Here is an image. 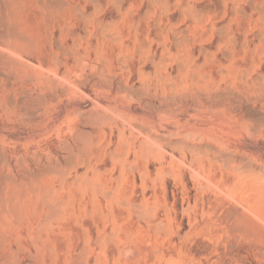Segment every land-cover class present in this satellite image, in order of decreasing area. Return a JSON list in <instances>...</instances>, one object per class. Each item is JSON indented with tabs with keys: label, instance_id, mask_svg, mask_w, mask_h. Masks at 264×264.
<instances>
[{
	"label": "rangeland",
	"instance_id": "1",
	"mask_svg": "<svg viewBox=\"0 0 264 264\" xmlns=\"http://www.w3.org/2000/svg\"><path fill=\"white\" fill-rule=\"evenodd\" d=\"M2 1L0 19L3 16L8 21L4 27L1 19V32L7 30L8 23L13 26L18 20L17 30L23 28L21 34L28 39L38 36L29 42L35 47L39 42L41 45L29 49V44L0 37V56L7 55L0 60V170L7 172L8 163L16 169L17 158H21L20 167L25 165L29 170L43 163L56 164L54 173L66 179L56 176L54 184L59 186L60 180L65 181L68 204L61 222L49 232H38L31 219L30 229L26 220L16 227L2 228L0 264H264V89L255 85L264 83V40L260 38L264 37V0H96L98 8L95 0H63L66 2L60 5V14L56 10L60 8L58 0H48L56 2L57 8L47 0V4L45 0ZM18 1L24 8L19 6L21 12ZM48 5L53 7L49 9ZM71 5L81 14L90 15L83 21L87 28L81 22L83 15L78 17L80 14ZM250 5L263 11L257 7L250 10ZM49 12L53 13L49 17L51 26L47 21ZM7 13L16 20L12 21ZM107 23L112 25L107 27ZM94 24L96 29L91 27ZM102 25L117 36L119 43L113 41L115 46L112 44L110 49L120 53L122 59L113 56L108 45L114 38L108 31L104 35L109 41L103 38L101 33L106 29ZM84 27L86 39L81 38ZM98 27H103V32ZM91 28L97 36L101 32L103 39L94 36ZM71 37L80 43L79 47L73 45V51L81 48L76 53L85 65L90 59L93 66H100L101 59L102 65H107L94 69L91 63L87 67L79 64L73 58L77 54L64 52L74 42ZM10 40L19 46L14 47ZM57 43L65 46H61L63 50ZM97 43L101 45L98 51ZM92 45L96 48H90ZM18 47L27 52L20 53ZM61 51L67 53L66 57ZM52 54L55 60L64 59L57 65L58 59L55 61ZM12 56L21 64H29L26 67L17 61L16 66L21 67L11 68ZM117 57L124 66L116 62ZM7 58L13 61H9L10 67L7 60L4 62ZM74 61L79 65L75 66ZM247 69L251 71L248 77ZM101 71L108 77L116 74L115 80L111 78L112 85L110 80L109 85L105 83L112 88L107 89L104 80L97 81V76L102 78ZM91 72L97 75L92 77ZM189 73L194 75L193 80ZM228 88L232 90L229 93H237L225 95ZM219 94L224 99L227 96V101ZM238 94L240 98H236ZM23 98L28 104L24 103V108L29 107L24 118V114L20 117ZM221 98L227 105L220 103ZM231 104L234 106L230 108ZM35 108L39 110L36 114ZM30 109L33 112L29 114L35 115L29 116ZM36 231L39 236L35 237ZM45 233H49V242L56 249L53 259L48 251L34 249L40 236L47 238ZM14 235L28 249L19 251ZM29 238L37 242L31 243ZM11 246L17 253L9 258Z\"/></svg>",
	"mask_w": 264,
	"mask_h": 264
},
{
	"label": "bare ground",
	"instance_id": "2",
	"mask_svg": "<svg viewBox=\"0 0 264 264\" xmlns=\"http://www.w3.org/2000/svg\"><path fill=\"white\" fill-rule=\"evenodd\" d=\"M1 1H2V0H1ZM5 1H6V0H5ZM5 1H4V2H5ZM7 1H8V0H7ZM11 1H13V0H11ZM16 1H17V0H16ZM19 1H20V0H19ZM19 1H18V2H19ZM24 1H25V0H24ZM40 1H41V3H43V2H42L43 0H39V3H40ZM45 1H46V0H45ZM47 1H48V0H47ZM47 1H46V3H45V2H44V3H45V4H47L48 2L51 3V1H48V2H47ZM54 1H56V0H54ZM54 1H53V4L55 3V4H54V5H55L54 8H55V7L57 8L58 3H59V7H60L61 4H63L64 2H66V1H63V0H62L63 2L60 3L61 1L58 0L57 5H56V2H54ZM69 1H71V0H69ZM83 1H84V0H83ZM86 1H87V0H86ZM88 1H90V0H88ZM93 1H94V0H93ZM109 1H110V0H109ZM262 1H263V0H260L261 3H263ZM2 2H3V1H2ZM4 2H3V3H4ZM14 2H15V1H14ZM36 2H37V1H36ZM36 2H35V4H36ZM77 2H78V0L73 1V3H77ZM91 2H92V1H91ZM94 2H95V4H96L97 1L95 0ZM94 2H92V3H94ZM236 2H238V1H235V3H236ZM255 2H256V1H255ZM255 2H254V5H255ZM6 3H7V2H6ZM9 3H11V2L9 1ZM9 3H7V5H9V7H10V4H9ZM15 3H16V2H15ZM29 3H30V2H29ZM39 3H38V5L36 4V6H39V5H40ZM50 3H49V5H53L52 3H51V4H50ZM67 3H68V2H67ZM67 3H65V4H67ZM81 3H82V2H81ZM1 4H2V3H1ZM26 4H27V3H26ZM45 4H44V5H45ZM84 4H85V3H84ZM84 4H83V6H84ZM236 4H237V3H236ZM250 4H251V2H250ZM258 4H259V3H258ZM7 5H6V6H7ZM12 5H13V4H12ZM12 5H11V6H12ZM16 5H17V8H18L19 6L23 8V6L20 5V2L17 3ZM44 5L42 4V7H44ZM49 5H48V7H50ZM63 5H64V4H63ZM69 5H70V4H69ZM69 5L67 4V6H69ZM79 5H80L79 7L81 8L82 6H81L80 3H79ZM98 5H100L99 2H97V4H96L95 6L98 8V7H99ZM252 5H253V4H252ZM252 5H250V7H249V8H251L250 10H252L253 7H255V8L257 7V5L251 7ZM263 5H264V4H263ZM0 6H1V5H0ZM13 6H14V5H13ZM36 6H35V7H36ZM64 6H65V5H64ZM64 6H62V7L65 9ZM71 6H72V5H71ZM93 6H94V5H93ZM4 7H5V6H4ZM7 7H8V6H7ZM7 7H5V8H7ZM20 7H19V8H20ZM45 7H47V6H45ZM45 7H44V8H45ZM52 7H53V6H52ZM52 7H50L49 9H51ZM96 7H95V9H97ZM22 8L19 9L20 12H21V9H22ZM38 8H39V7H38ZM54 8H53V9H54ZM67 8H68V7H67ZM67 8H66V9H67ZM76 8H77V7H75V9H73V6H72V9H73V10H77ZM239 8H240V7H239ZM239 8H238V9H239ZM255 8H254L253 10H255ZM260 8H261V7H259V8L257 7L256 9L259 10ZM0 9H1V12H2L3 9H2L1 7H0ZM15 9H16V7L14 8V11H15ZM23 9H24V8H23ZM23 9H22V10H23ZM39 9H40V8H39ZM59 9H61V7H60V8H57L56 10H59ZM6 10H8V9H6ZM46 10H47V9H46ZM62 10H63V9H62ZM78 10H79V9H78ZM78 10H77V14H78V15L80 14V15H79V16L76 15V17H77V16L80 17V16L83 15L82 17H84V19H82L81 22H83L84 20L86 21L85 18L87 17V19H88L90 15H88V14L86 15V13L84 14V12H83V14H81L80 11H78ZM82 10H83V9H82ZM82 10H81V11H82ZM240 10H241V9L238 10L240 13L243 12L242 10H241V11H240ZM261 10L263 11V9H260V11H261ZM8 11H10V9H9ZM8 11H7V12H8ZM11 11H12V10H11ZM11 11H10V13H13V12H14V11H13V12H11ZM19 11H18V9H17V13H18ZM39 11H40V10H39ZM65 11H67V10H65ZM71 11H72V10H71ZM260 11H259V13H260ZM41 12H43L42 9H41ZM74 12H75V11H72V13H74ZM252 12H253V11H252ZM257 12H258V11H257ZM39 13H40V12H39ZM243 13H244V12H243ZM259 13H258V14H259ZM2 14H4V13H1V15H2ZM14 14H16V13H14ZM41 14H42V13H41ZM45 14H46V13H45ZM45 14L43 13L42 15H45ZM49 14H50V12H49ZM55 14H56V13H55ZM58 14H60V10H59ZM64 14H65V12H64ZM64 14H62V15H64ZM66 14H67V12H66ZM8 15H9V14L7 13V16H8ZM51 15H53V13L50 14V16H48V14H47V16H48V20H47V21H50V22H51V23L49 22V23H50V26H51V24H52V20L49 19V17H50V18L52 17ZM246 15H247V13H246V14L244 13V16H246ZM12 16H13V14H12ZM12 16L9 15V18H10V17L13 18ZM56 16H57V15H56ZM56 16H55V17H56ZM64 16H65V15H64ZM64 16H63V17H64ZM71 16H72V15H71ZM260 16H261V15H260ZM260 16H259V19L261 18ZM262 16H263V15H262ZM5 17H6V16H5ZM17 17H18V16H17ZM43 17H44V16H43ZM72 17H73V16H72ZM91 17H92V16H91ZM2 18H3V16L1 17V19H2ZM11 18H10V19H11ZM40 18H41V20H43L42 17H40ZM46 18H47V17H46ZM46 18H44V21H46V20H45ZM66 18H67V17H65V19H66ZM68 18H69V17H68ZM93 18H94V17H93ZM93 18H92V19H93ZM1 19H0V23H1ZM14 19H15V17H14ZM14 19H11V20L13 21ZM54 19L56 20L57 18H54ZM75 19H76V18H75ZM77 19H78V18H77ZM80 19H81V18H80ZM6 20H7V18H3V19H2V23H3L4 25L7 24ZM15 20H16V19H15ZM71 20H73V19L71 18ZM89 20H90V19H89ZM94 20H95V18H94ZM96 20H97V19H96ZM96 20H95V21H96ZM98 20H99V19H98ZM156 20H157V19H156ZM7 21H8V20H7ZM16 21L18 22V20H16ZM16 21H15V22H16ZM44 21H43V23H44ZM64 21H65V20H64ZM95 21H94V22H95ZM157 21H159V19H158ZM9 22H11V21H9ZM17 22H16V23H17ZM54 22H56V21H54ZM57 22H58V20H57ZM70 22H71L72 25H73V21H70ZM75 22H76V21H75ZM78 22H79V21H78ZM91 22H93V20H91ZM99 22H100V21H99ZM2 23H1V24H2ZM16 23H15V25H13V26L10 25L11 23H8V27L5 28V29H7V30H3L2 32H1V29H0V34H1L0 37H3V38H5V39H8V38H9V39L15 40L17 43H21V42H22L23 45H24V43L27 44V45L29 44L28 48H29V49H32V48H30V46L32 47V45L34 46V44L32 43V41L29 42V39H30V38H29V39H28V37L25 38V36H27V35L24 36V35H23V32H22V34H21V31L23 30V28H22L21 31H20L19 29L17 30L18 26H20V25H18V24H16ZM66 23H67V22H66ZM83 23H84V25L86 26V24H85L86 22H83ZM89 23H90V22H89ZM89 23H88V25H89ZM1 24H0V25H1ZM3 24H2V26H3ZM12 24H14V22H13ZM19 24H20V23H19ZM63 24H65V23H63ZM90 24H92V23H90ZM96 24H97V23H96ZM107 24H108V23H107ZM157 24H158V23L155 22V25H156V26H157ZM17 25H18V26H17ZM34 25H35V24H34ZM72 25H71L70 23H68L67 26L69 27V26H72ZM74 25H75V24H74ZM111 25H112V24H110V25L108 24V26H107V25H105V26L109 27V26H111ZM15 26H17V28H16ZM50 26H49V27H50ZM58 26H59V25H58ZM58 26H57V23H56V27H58ZM62 26H64V25H62ZM82 26H83V25H82ZM102 26L104 27V25H102ZM4 27H6V25H5ZM49 27L47 26L46 28L48 29ZM75 27H76V25H75ZM75 27H74V28H75ZM88 27H89V26H88ZM91 27L96 29L95 24H94V27H93L92 25H91ZM103 27H101V29H104V28H105V27H104V28H103ZM28 28H29V26H28ZM33 28L35 29V27H33ZM46 28L44 29V31L46 30ZM51 28H52V27H50L49 30H52ZM71 28H73V26H72ZM86 28H87V26H86ZM86 28H85V27H84V29L82 28V30H83V32H84V35H83V37H82V36H81L82 34H81V35H80L81 38H84V36L86 35V33H85V29H86ZM92 28H91V31H93ZM114 28H115V27H114ZM156 28H157V27H156ZM20 29H21V28H20ZM29 29H30V28H29ZM54 29H55V27H54ZM54 29H53V30H54ZM60 29L62 30V27L59 28L58 30H60ZM68 29H70V28H68ZM101 29H100V27H98V30L102 31ZM105 29H106V30H104V33H101V32H100V33L103 35V38H104V36H105L106 39L108 40L107 36L104 35V34H107L105 31H108V30H107V28H105ZM61 30H60V32H61ZM66 30H67V29H66ZM66 30L63 29V31H66ZM110 30H112V29H110ZM114 30H115V29H114ZM19 31H20V32H19ZM23 31H25V30H23ZM32 31H33V29H32ZM32 31H31V32H32ZM70 31H72V30H70ZM91 31H89V32H91ZM158 31H160V30L157 29V33H158ZM45 32H46V34H47L48 31H45ZM54 32H55V31H54ZM54 32H53V33H54ZM60 32H58V35L61 37V35L59 34ZM87 32H88V31H87ZM102 32H103V31H102ZM147 32H148V29H147ZM147 32H146V33H147ZM26 33H27V32H26ZM26 33H24V34H26ZM32 33H33V32H32ZM65 33H66V32H65ZM67 33H68V31H67ZM71 33H72V32H70V34H71ZM75 33H76V32H75ZM75 33H73V34H75ZM93 33H94V31H93ZM93 33H92V34H93ZM100 33H99V35H100ZM159 33H160V32H159ZM27 34H28V33H27ZM36 34H37V32H36ZM73 34H72V35H73ZM87 34H88V33H87ZM92 34L90 33V35H92ZM108 34H111L110 31H108ZM112 34H113V33H112ZM112 34H111V35H112ZM260 34H261V33H260ZM263 34H264V33H263ZM48 35H49V33H48ZM48 35H46V36H48ZM64 35H65V34H64ZM76 35H79V34H76ZM90 35H89V36H90ZM93 35L95 36V35H96V32H95ZM99 35H98V36L96 35V36L99 37V38L101 39L102 37H100ZM111 35H110V37H113V36H114V35H112V36H111ZM230 35H231V34H230ZM52 36H53V35H52ZM59 36H58V37H59ZM65 36H66V35H65ZM67 36H68V35H67ZM73 36H74V35H73ZM73 36H72V37H73ZM258 36H259V35H258ZM35 37H38V36H34V37H33L34 40H35ZM49 37H50V38H49ZM49 37H47V39L49 38L48 41H50L51 38H52L51 36H49ZM60 37H59V39H58L59 42H60V40L62 39V38H60ZM69 37H70V35H69ZM72 37H71V39H70L72 42L74 41L73 43L71 42L72 44H70L72 47L69 45V47H67V48L64 49V52H65V50H66L68 53L71 51V52H70V55H71V54H75V55L77 54V56L74 55L75 57H73V58H74V60H75V59H76V60H79V59L82 58V57H81L80 55H78V53H76V52H78V50L81 49V48H77L78 50L76 49L77 51L75 52V51H73V45H76L75 43H77L78 41L80 42L81 40H80V38H78L79 36H76V40L78 39V41H75V39L72 40V39H73ZM86 37H88V35H86ZM86 37H85L84 39H86ZM90 37H91V36H90ZM97 37H96V38H97ZM108 37H109V36H108ZM110 37H109V38H110ZM256 37H257V35H256ZM3 38H2V39H3ZM33 38H32V39H33ZM63 38H64V37H63ZM67 38H68V37H67ZM103 38H102V39H103ZM113 38H114L115 40L112 39V38L109 39V40H112V41H110V42H112L111 45L109 46V45L107 44L108 47H109V49L111 48L112 44L114 43L113 41H116V39H118L116 35H115V37H113ZM257 38H259V37H257ZM260 38H263V40H264V37H260ZM260 38H259V39H260ZM27 39H28V40H27ZM32 39H30V40H32ZM38 39H39V37H38ZM55 39H56V38H55ZM90 39H91V38H90ZM100 39H98V40L96 39V40H97V41H100ZM230 39H231V38H230ZM12 40H10V41H11V44H12V43L14 44L15 41H12ZM56 40H57V39H56ZM66 40H67V39H66ZM109 40H108V41H109ZM119 40H120V39H119ZM119 40H118V41H119ZM232 40H233V39H232ZM263 40H262V42H263ZM36 41H37V40H36ZM38 41H39V40H38ZM58 41H57V42H58ZM61 41H62V40H61ZM82 41H83V40H82ZM120 41H121V40H120ZM3 42H4V40H3ZM5 42H6V41H5ZM59 42H58V43H59ZM63 42H64V41H62V43H63ZM79 42H78V43H79ZM233 42L236 43V41H233ZM242 42H243V44L245 43L243 40H242ZM262 42H261V43H262ZM6 43H7V42H6ZM31 43H32V44H31ZM35 43H36V42H35ZM40 43H41V42H39L38 45H39ZM48 43H49V42H48ZM58 43L56 44V46H57V45L59 46L60 43H59V44H58ZM65 43H66V42H65ZM78 43H77V45H76L77 47L80 46V43H79V46H78ZM101 43H102V42H101ZM101 43H100V44H101ZM104 43H105V42H104ZM116 43L118 44L119 42L116 41ZM149 43H150V42H149ZM7 44H8V43H7ZM95 44H96V41H95ZM241 44H242V43H241ZM241 44H240V45H241ZM243 44H242V45H243ZM253 44H254V43H253ZM253 44H252V45H253ZM262 44H264V43H262ZM17 45H18V44H17ZM17 45L14 44V47H15V46L17 47ZM27 45H25V47H26ZM36 45H37V43H36ZM38 45H37V46H38ZM40 45H41V44H40ZM52 45H53V44H52ZM54 45H55V43H54ZM62 45H63V44H62ZM62 45L59 46V47H60V50H63V48L65 47V46L63 47ZM113 45H114V44H113ZM18 46H19V45H18ZM37 46H36V47L34 46V47L37 48ZM44 46H45V45H44ZM61 46H62L63 48H62ZM66 46H67V45H66ZM86 46H87V44H86ZM95 46L98 48L97 51L100 50L99 47L101 48V45H99V44L97 43V45H95ZM95 46H94V48H93V45H92L90 48L95 49V48H96ZM98 46H99V47H98ZM114 46H115V45H114ZM147 46H148V45H147ZM262 46H263V45H262ZM14 47H13V48H14ZM25 47H24V48H25ZM34 47H33V48H34ZM48 47H50V44L48 45ZM59 47H58V48H59ZM82 47H83V46H82ZM117 47H118L119 50H120V47H119V46H117ZM123 47H124V46H123ZM125 47L128 48V46H125ZM244 47H245V45H244ZM11 48H12V46H11ZM13 48H12V49H13ZM18 48H19V47H18ZM18 48L15 49L16 52L18 53V55H19V52H18V51H20V53H22L21 51H26V48H25V50H23V47H20L22 50H20V48H19V50L17 51ZM35 48H34V50H35ZM38 48H39V46H38ZM38 48H37V49H38ZM61 48H62V49H61ZM71 48H72V49H71ZM75 48H76V47H74V49H75ZM83 48H85V45H84ZM83 48H82V50H83ZM90 48H89V49H90ZM103 48H104V47H103ZM118 48H117V49H118ZM127 48H126L125 50H128ZM130 48H131V47H130ZM148 48H149V46H148ZM29 49H28V52H30ZM51 49H52V47H51ZM51 49H50V50H51ZM55 49H57V48H55ZM70 49H71V50H70ZM112 49H113V48H112ZM232 49H233V48H232ZM253 49H254V48H253ZM253 49H251V51H250V53L252 52V54H253V51H252ZM262 49H263V47H261V50H262ZM34 50H33V51H34ZM57 50H59V49H57ZM60 50H59V51H60ZM91 50H92V49H91ZM91 50H90V51H91ZM110 50H111V49H110ZM240 50H241V49H240ZM261 50H260V52H259L260 55H261V52H262ZM33 51H31V52H33ZM35 51H36V50H35ZM86 51H88V49H86ZM104 51H105V50H104ZM111 51H113V50H111ZM111 51H109V52H111ZM26 52H27V51H26ZM51 52H52V50H51ZM54 52H55V51H54ZM64 52L61 51V53H64ZM72 52H75V53H72ZM79 52H80V51H79ZM83 52H84V50H83ZM91 52H92V51H91ZM116 52H117V51H116ZM116 52L113 51V54L115 53L113 56L120 54V53H117V54H116ZM118 52H119V51H118ZM17 53H14V54L17 55ZM23 53H24V52H23ZM34 53H35V52H34ZM85 53H86V52H84L83 54H85ZM98 53H99V52H98ZM225 53H226V54H224V55H227L228 51H227V52L225 51ZM232 53H233V52H232ZM238 53H239V52H238ZM49 54H50V53H49ZM53 54H55V53H53ZM53 54H52V58L54 57ZM56 54H57V53H56ZM66 54H67V53H66ZM66 54L64 53V54H62V55H63V56L65 55V57H66ZM88 54H89V51H88ZM93 54H95V56H97V54H96L95 52H94ZM106 54H107V52H106ZM106 54H105V55H106ZM109 54L111 55V53H109ZM123 54H124V53H123ZM152 54H153V52H152ZM240 54H241V53H240ZM1 55H2V54H1ZM4 55H5V56H4ZM18 55L15 56V57H18ZM30 55H31V53H30ZM34 55H35V54H34ZM34 55H33V56H34ZM62 55L60 54V56H62ZM8 56H9V55H8ZM31 56H32V55H31ZM50 56H51V55H50ZM60 56H59V57H60ZM63 56H62V58H60V59H64ZM72 56H73V55H72ZM82 56H83V55H82ZM93 56H94V55H93ZM118 56H119V58L122 59V55H121V57H120V55H118ZM125 56H126V55H124V58H125V60H127V56H126V57H125ZM152 56L155 57V55H151L150 57H152ZM231 56H232V55H231ZM257 56H258V55H257ZM1 57H2V56H0V58H1ZM3 57L5 58V57H7V55H6V54H3ZM3 57H2V58H3ZM12 57H13V56H12ZM15 57H13V61H14L15 64L12 63L13 61L10 60V59H12L11 56H10V59H9V60H8V58H7V59L4 60V62L7 60L8 63L5 62L6 64H8L7 66H9V65L12 63V64H11V68H13V67H17V66H19V65H24V66L27 67V65L29 64V63L27 64V62H26L27 65H26V64H21L20 60H19V59H16ZM23 57H24V56H23ZM25 57H26V56H25ZM29 57H30V56H29ZM83 57H85V55H84ZM98 57H100V59H101V56L98 55ZM105 57H106V56H105ZM107 57H108V55H107ZM225 57H227V56H225ZM235 57H236V55H235ZM2 58H1L0 60H2ZM19 58H20V57H19ZM21 58H22V57H21ZM52 58L50 57V61H51L52 63H54V61H53ZM96 58H97V57L94 58V61H95ZM103 58H104V57H103ZM111 58H112V57H111ZM119 58H118V57L116 58V59H118L116 62L119 61V62H120V65H121L122 62L120 61ZM128 58H129V57H128ZM190 58H191V57H190ZM250 58H251V57H250ZM261 58H262V57H261ZM261 58H260V59H261ZM26 59H27V58H26ZM30 59H31V58H30ZM38 59H39V58H38ZM51 59H52V60H51ZM57 59H58V57H57ZM57 59H56V60H57ZM60 59L57 60L58 62H55V63H57V65H58ZM67 59H68V58H67ZM83 59H84V58H83ZM83 59H82V60H83ZM87 59H88V58H87ZM92 59H93V58H92ZM98 59H99V58H98ZM98 59H97V60H98ZM188 59H189V58H188ZM233 59H234V57H233ZM262 59H264V58H262ZM24 60H25V59H24ZM28 60H29V59H28ZM46 60H47V59H46ZM48 60H49V59H48ZM54 60H55V57H54ZM56 60H55V61H56ZM65 60H66V59H65ZM111 60H112V59H111ZM114 60H115V59H114ZM123 60H124V59H123ZM123 60H122V61H123ZM125 60H124V61H125ZM151 60H152V59H151ZM231 60H232V59H231ZM256 60H258V58H257ZM9 61H10L11 63H9ZM17 61H19L20 63H18ZM44 61H45V60H44ZM60 61H62V60H60ZM63 61H64V60H63ZM87 61H88V60H87ZM87 61H86V63H87ZM90 61H92V60L90 59ZM90 61H88V63H87V64H89V66H90V63H91ZM102 61H103L102 59H101V61L98 60L100 66H97V65L93 66V65H92L93 63H91V67H92V68L94 67V69H95L96 66H97V68H98V67H101V66H103L104 64H106V62H105V63L103 62L104 64L102 65V63H101ZM104 61H105V60H104ZM124 61H123V62H124ZM250 61H251V60H250ZM263 61H264V60H263ZM4 62H3V63H4ZM16 62H17V64H19V65L16 66ZM28 62H29V61H28ZM39 62H40V61H39ZM39 62H38V63H39ZM65 62H66V61H65ZM67 62H68V61H67ZM74 62H76V65H75V66H78L79 64L83 63V64H81V65H82V66L84 65V66L87 67V64H86V65L84 64L85 60H84V62L79 60L78 62H80V63H79L78 65H77V61H74ZM95 62H96V61H95ZM95 62H94V64H96ZM110 62H111V61H110ZM125 62H128V61H125ZM186 62H187V61H186ZM251 62H252V61H251ZM0 63H2V62L0 61ZM23 63H24V62H23ZM61 63L64 64V62H61ZM61 63H60V64H61ZM100 63H101V64H100ZM188 63H189V62H187V64H188ZM194 63H195V62H194ZM217 63H218V62H217ZM220 63H221V62H220ZM236 63H237V62H236ZM240 63H241V62H240ZM31 64H33V63H31ZM31 64H30V67H31ZM68 64H69V63H68ZM68 64H67V65H68ZM97 64H98V63H97ZM108 64H109V63H108ZM112 64H113V61H112ZM116 64H117V63H116ZM185 64H186V63H185ZM185 64H184V65H185ZM14 65H15V66H14ZM40 65H42V64L40 63ZM65 65H66V63H65ZM70 65H71V64H70ZM70 65H69V66H70ZM72 65H74V64H72ZM72 65H71V66H72ZM106 65H107V64H106ZM117 65H118V64H117ZM194 65H195V64H194ZM194 65H192V66H194ZM250 65H252V64H250ZM12 66H13V67H12ZM60 66H61V65H60ZM112 66H114V65H112ZM112 66H111V67H112ZM121 66H124V64H122ZM192 66H191V67L189 66V68H192ZM195 66H199V65L197 64V65H195ZM224 66H225V65H224ZM9 67H10V66H9ZM20 67H21V66H19V68H20ZM22 67H23V66H22ZM26 67H24V68H26ZM32 67H33V66H32ZM58 67H59V66H58ZM91 67H90V68H91ZM114 67H115V66H114ZM116 67H117V66H116ZM118 67H120V66H118ZM125 67H127L126 64H125ZM185 67H186V66H185ZM185 67L183 66L184 69H185ZM219 67H220V66H219ZM219 67H218V68H219ZM28 68H29V67H28ZM66 68H67V70L69 69L68 67H66ZM66 68H64V69L66 70ZM107 68H108V67H107ZM107 68H106V69H107ZM109 68H110V67H109ZM120 68H122V67H120ZM196 68H197V67H196ZM235 68H236V67H235ZM247 68L249 69V68H252V67H251V66H248ZM15 69H18V67L15 68ZM94 69H93V70H94ZM103 69H104V68H102V70H103ZM239 69H240V68H239ZM248 69H247V73L244 72L245 75H247V77H248V73L251 74V71H250V70L248 71ZM20 70H21V69H20ZM22 70H23V69H22ZM67 70H66V71H67ZM91 70H92V69H91ZM100 70H101V69H100ZM109 70H110V69H109ZM218 70H219V69H218ZM221 70H222V69H221ZM242 70H243V69H242ZM63 71H64V70H63ZM95 71L100 73V71H97V69H96ZM104 71H105V70H104ZM104 71H103V73H107V72H108L107 70H106L105 72H104ZM184 71H185V70H184ZM222 71H223V70H222ZM222 71H221V72H222ZM240 71H241V70H240ZM240 71H239V72H240ZM244 71H245V70H244ZM25 72H26V71H25ZM64 72H65V71H64ZM96 72H95L94 75H97ZM110 72H111V70H110ZM223 72H224V71H223ZM65 73L67 74V72H65ZM92 73H94V72H91V73H90L91 76L93 77L94 75H92ZM99 73H98V74H99ZM103 73H102V71H101V77H102L101 79H99V78H100V75L97 76V77H98L97 81L100 80V82H101L102 80H104V81H103L104 84H105V83H108V85H109V83L111 82V85H112V84H113V83H112L113 81H111V78L114 79V77L116 76V74H115L116 72L114 73V74H115L114 77H108V76H110V75L107 76L106 74L104 75ZM111 73H113V72H111ZM219 73H220V70H219ZM241 73H242V72H241ZM156 74H158V73H156ZM190 74H191V73H189V76H190ZM221 74H222V73H221ZM224 74L226 75V73H224ZM232 74L234 75V73H232ZM25 75H26V74H25ZM103 75H104V76H107V79L109 78V79L107 80L108 82H106V78L103 77ZM182 75H183V73H182ZM192 75H193V74H191V76H190L191 79L194 77V75H193V76H192ZM201 75H203V74H201ZM242 75L244 76V74H242ZM242 75H241V77H242ZM254 75H255V74H254ZM254 75H253V76H254ZM257 75H259V74L256 73V77H257ZM26 76H27V75H26ZM111 76H113V75H111ZM198 76H199V75H198ZM204 76H205V75H203V77H204ZM218 76H219V74H218ZM220 76H221V75H220ZM220 76L218 77V80H219ZM237 76H239V75H237ZM161 77H162V76H161ZM200 77H201V76H200ZM206 77H207V76H206ZM233 77H234V76H233ZM261 77H262V76H260V79H261ZM104 78H105V79H104ZM115 78H116V77H115ZM157 78H158V77H157ZM182 78H183V77H182ZM201 78H202V77H201ZM204 78H205V77H204ZM215 78H216V77H215ZM215 78H214V79H215ZM238 78H239V77H238ZM253 78H254V77H253ZM253 78L251 77V80H253ZM46 79L49 80L48 77H47ZM113 79H112V80H113ZM155 79H156V78H155ZM161 79H162V80H161ZM194 79H195V78H194ZM214 79H213V80H214ZM241 79H242V78H241ZM260 79H259V81H260ZM53 80H54V79H53ZM53 80L50 79V81H53ZM109 80H110V82H109ZM114 80H115V79H114ZM158 80H159V78H158ZM160 80L163 81V77L160 78ZM192 80H193V79H192ZM192 80H191V82H193ZM195 80H196V79H195ZM195 80H194V81H195ZM211 80H212V79H211ZM233 80H234V78H233ZM233 80H232V81H233ZM263 80H264V76H263ZM263 80H262V81H263ZM44 81H45V80H44ZM46 81H47V80H46ZM46 81H45V83H46ZM156 81H157V80H156ZM201 81H202V80H200L198 83H200ZM227 81H228V80H227ZM255 81H256V80H253L254 83H255ZM217 82H218V81H217ZM219 82H220V81H219ZM245 82H246V81H245ZM247 82L249 83V81H247ZM253 82H252V83H253ZM260 82H261V81H260ZM263 82H264V81H263ZM47 83H48V82H47ZM47 83H46V84H47ZM49 83H51V82H49ZM53 83H54V81H53ZM53 83H52V84H53ZM96 83H97V82H96ZM114 83H115V82H114ZM158 83H159V82H157V84H158ZM182 83H183V81H182ZM207 83H208V82H207ZM213 83H214V82H213ZM238 83H239V82H238ZM52 84H51V85H52ZM161 84H162V82H161ZM161 84H160V86H161ZM193 84H195V83H193ZM215 84H216V83H215ZM217 84H218V83H217ZM239 84L241 85L242 83H239ZM239 84H238V85H239ZM249 84H250V83H249ZM259 84H260V83H259ZM259 84H255V85H258V87H261V88L263 87V89H264V83H263V86H262V85L259 86ZM48 85H49V84H48ZM100 85H101V83H99V86H100ZM108 85L105 84V86L107 87V89H109V87H111V85H110L109 87H108ZM162 85H163V84H162ZM190 85H191V84H190ZM195 85H196V84H195ZM206 85H207V84H206ZM227 85H228V87H229V85H231V82H228ZM240 85H239V86H240ZM242 85H243V84H242ZM244 85L246 86V84H244ZM46 86H47V85H46ZM49 86H50V85H49ZM191 86H192V85H191ZM193 86H194V85H193ZM252 86H253V84H252ZM117 87H118L117 89H119V90L121 89V88H119L118 85H117ZM120 87H122V86H120ZM241 87H242V86H241ZM247 87H248V86H247ZM253 87H254V86H253ZM111 88H112V87H111ZM111 88H110V89H111ZM193 88H194V87H193ZM243 88H246V87H242V89H243ZM230 89H231V88H230ZM230 89L228 88V90H226V91H228V94H225V93H224V94L227 95V96H228L229 94L231 95L232 93L234 94L235 91H233L232 93H229V91H232V90H230ZM240 89H241V88H240ZM256 89H257V88H256ZM263 89H262V90H263ZM243 90H244V89H243ZM262 90H261V91H262ZM117 91H118V90H117ZM226 91H224V92H226ZM243 92H244V91H243ZM251 92H252V91H251ZM255 92H256V91H255ZM220 93H221V92H220ZM226 93H227V92H226ZM236 93H237V92H236ZM236 93H235V94H236ZM247 93H248V92H246V95L249 94V93H248V94H247ZM261 93H262V92H261ZM261 93H260V94H261ZM221 94H223V92H222ZM221 94H219V95H221ZM233 94H232V95H233ZM235 94H234V95H235ZM255 94H256V93H255ZM262 94H264V93H262ZM219 95H218V100H217L218 102H219ZM225 95H224V97H225ZM238 95H239V97H236V96H235V97H236V98H240V94H238ZM238 95H237V96H238ZM252 95H253V93H252ZM39 96H40V95H39ZM222 96H223V95H221V97H222ZM227 96H226L225 99H227ZM250 96H251V95H250ZM259 96H260V95H259ZM37 98H38V97H37ZM222 98H223V97H222ZM222 98L220 99V103H226L225 101H227V100H225V99L223 98V99L225 100V101H224ZM236 98H235V99H236ZM259 98H261V96H260ZM21 99H22V98H20L19 100H21ZM229 99H230V97H229ZM241 99H242V98H241ZM19 100H18V102H19ZM24 100H25V99L23 98V104H22L23 107H22V108H23L24 110L19 108L20 111H21V110L23 111V112H21V114L19 113V114L21 115V116L19 115L20 117H22V114H24L25 109H27V108L29 109V107L24 108V106L26 107V105H28V104L25 103ZM209 100H210V102H211L212 98H211V99L209 98ZM222 100H223V102H222ZM231 100H232V99H231ZM239 100H240V99H238V101H239ZM246 100H247V99H246ZM258 100H260V99H258ZM213 101H214V100H212V102H213ZM233 101H235V100H233ZM236 101H237V99H236ZM240 101H241V100H240ZM240 101H239V102H240ZM24 103H25L26 105H25ZM20 104H21V103H20ZM20 104H19V105H20ZM233 104H235V103H233ZM19 105H18V106H19ZM225 105H227V103H226ZM237 105H238V104H237ZM231 106H234V105L231 104V105H230V108H231ZM235 106H236V104H235ZM19 107H21V106H19ZM31 108H32V107H31ZM233 108H235V107H233ZM35 109H36V108H35ZM37 109H38V108H37ZM37 109H36V111H35V114H36L37 111H39V110H37ZM39 109H40V108H39ZM32 110L34 111L33 108H32ZM232 110H233V109H232ZM27 111H28V110H27ZM27 111H25V112H26V113H25L26 115H27ZM30 111H31V109L29 110L28 114L30 113ZM33 111H31V112H33ZM40 112H41V110H40ZM25 114H24V115H25ZM35 114H34V113H31V115L29 114V116H32V115H35ZM24 115H23V118L26 117V115H25V116H24ZM27 116H28V115H27ZM37 116H38V115H37ZM38 117H39V116H38ZM30 118H31V117H30ZM32 118H34V116H33ZM32 118H31L29 121H31ZM35 118H36V116H35ZM27 119H28V118H27ZM20 120H21V119H20ZM23 120H25V119H23ZM27 121H28V120H27ZM27 121H25V122L27 123ZM33 122H34V121H33ZM22 123H23V122H22ZM35 123H36V121H35ZM27 124H28V123H27ZM20 159H21V158H20ZM20 159H19V160H20ZM37 159H39V158H37ZM7 160H8V159H7ZM17 160H18V158H17L16 161H15L16 169H13V168H12V165H11L10 163L7 162V163H8V164H7V168H8V169H7V172L4 173V172H1V170H0V231H3V230H1L2 228H9V229H10V227H16V226H18V224H19L20 222L25 221V220H26V223H28V221H29L30 219H31L30 221L33 222L32 224H33L35 227H37L36 229H37L38 232H39L41 229H44V231H47L48 229H51V228L53 227V225H54L56 222H58L59 220L62 219V217L64 216V213H65V211H66L67 204H68V197H67V195L64 194V189H65V185H64V184H65V181L60 180V184H59V186H56V185L54 184V181H55L54 178H55L56 176H58L60 179L63 178L64 180H65L66 178H64V175H62V174L57 175V174L54 173V171H55V167H54V166H55L56 164H54V165L52 164L53 166H50L51 164L48 165V164H46V163H45V164L43 163L41 167H38V166L36 165L35 170H34V169H33V170H29V169H25V165L23 166L24 168H21V167H20V166H21V165H20L21 163H19V162H21V161H19V160L17 161ZM3 162H4V159H3ZM49 163H50V162H49ZM22 165H23V162H22ZM0 167L2 168L3 166H0ZM1 168H0V169H1ZM26 168H27V166H26ZM31 169H32V168H31ZM66 191H67V190H66ZM67 194H68V193H67ZM66 213H67V211H66ZM25 215H28L29 217H27V216H25ZM65 216H66V215H65ZM28 218H29V219H28ZM62 221H63V220H62ZM59 222H61V221H59ZM26 223H25V225H28V224H29L28 228L30 229V225H31V224H30V223L26 224ZM23 225H24V224H23ZM55 225H56V224H55ZM31 226H32V225H31ZM17 228H18V227H17ZM33 229H34V231L36 230L35 228H33ZM38 229H40V230H38ZM45 229H46V230H45ZM51 230H52V229H51ZM53 230H54V229H53ZM4 231H5V230H4ZM11 231H12V228H11ZM19 231H20V230H19ZM26 231H28V229H26ZM37 231L35 232L36 235H34L32 232H30V236H31V233H32V234L36 237V236L39 234ZM49 231H50V230H48V232H49ZM5 232H6V231H5ZM5 232H4V234H7V233H5ZM12 232H14V230H13ZM40 232H41V231H40ZM14 233H15V232H14ZM20 233H21V232H20ZM20 233L18 232L17 234H18L19 236H21ZM27 233H28V232H27ZM27 233H26V236H27ZM50 233H51V232H50ZM28 234H29V233H28ZM45 234H47V233H45ZM48 234H49V233H48ZM48 234H47V238H45L46 236L42 238V239L45 238V240L48 239V241L46 240L47 242H49V237H50V236L48 237ZM51 234H52V233H51ZM2 235H3V234H2ZM2 235H1V232H0V242L3 240V236H2ZM10 235H11V234H10ZM12 235H13V234H12ZM18 235H17V236H18ZM22 235H23V234H22ZM4 236H5L4 238H6V235H4ZM15 236H16V235H14V237H15ZM17 236L15 237V238H16V242H15V243H17V242H18L17 239H19V238H17ZM30 236H28V237H30ZM38 236H39V235H38ZM43 236H44V235H43ZM23 237H25V236H23ZM35 237H34V238H35ZM34 238H33V240H34ZM37 238H38V237H37ZM24 239H25V238H24ZM29 239H30V242H31V241H32V238H29ZM39 239H40L41 241H40ZM39 239H38V240H39L38 243H35V242H37V241H35V242H34V241L31 242V243H35L34 246H36V247L33 246L34 249H35V250L38 249V250H40V252H41V251H44V252H45V251H48L49 254H50L49 256H51V258L53 259L54 256L57 255V253H56V255H55V250H56V249H54V247L52 246L53 243L49 242V243H48V246H45V245H46V244H45L46 241H45V240H42V239H41V236L39 237ZM8 240H9V237H8ZM14 241H15V240H14ZM14 241H13V243H14ZM19 241H20V239H19ZM3 242H4V241H3ZM20 243H21V241H20ZM50 243H51V244H50ZM2 244H3V243H1V245H2ZM16 245H17V244H16ZM18 245H19V246H17V247H19V248H17L18 250H19V249L23 250V248H27V247H24V246H25L24 243H23L24 246H23L22 244H19V242H18ZM20 245H22L23 247L20 246ZM4 246H5V245H4ZM21 247H22V248H21ZM3 248H4V247H3ZM8 248H9V251H8V252H7V250H5V251L8 253L9 258L12 256L13 253H15V252L17 253L15 247L12 248V246H11V248H10V247H8ZM36 248H37V249H36ZM27 249H28V248H27ZM27 249H26V250H27ZM38 250H37V251H38ZM19 251H20V250H19ZM7 253H5V254H7ZM36 253H37V252H36ZM36 253H35V254H36ZM42 253H43V252H42ZM3 254H4V253H3ZM3 254H2V255H3ZM40 254H41V253H40ZM40 254H39V255H40ZM64 254H65V253H64ZM36 255H38V253H37ZM41 255H43V254H41ZM5 256H7V255H5ZM64 257H65V256H64ZM7 258H8V257H7ZM49 259H50V258H49ZM52 259H51V260H52ZM55 261H56V260H55ZM51 262H52V261H51ZM64 262H66V260H65ZM52 263H53V262H52ZM65 264H67V263H65Z\"/></svg>",
	"mask_w": 264,
	"mask_h": 264
}]
</instances>
